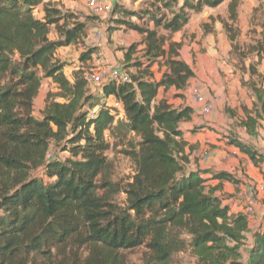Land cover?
Instances as JSON below:
<instances>
[{
	"label": "trees",
	"instance_id": "16d2710c",
	"mask_svg": "<svg viewBox=\"0 0 264 264\" xmlns=\"http://www.w3.org/2000/svg\"><path fill=\"white\" fill-rule=\"evenodd\" d=\"M223 1L181 0L169 20H152L155 28L174 33L187 21L186 9L200 12ZM229 12L234 20V3ZM79 15L51 1L0 0V264H127L125 251L139 247L145 248L141 264H172L175 254L188 249L196 264H264V225L253 232L242 261L247 217L229 213V195L216 194L219 185L208 182L240 180L226 171L205 177L207 170H191L192 149L185 152L179 124L192 119V106L158 99L161 88L179 96L194 76L180 57L181 42L129 23L141 37L121 49L119 65L129 80L94 85L95 92L81 63L69 79L68 62L56 53L73 44L83 47L80 62L99 53L101 47L89 46L88 37L101 25L90 28ZM137 47L142 59L132 58ZM154 64L165 67L160 79ZM43 78L58 90L47 93L42 116L36 117L34 99ZM251 88L264 100L262 90ZM110 98L121 102V118ZM255 122L248 117L249 131ZM106 132L138 138L129 143L135 166L130 180L112 179ZM61 143L69 155L60 159L52 145ZM228 143L254 165L263 163L264 155L251 144L238 137ZM39 170L47 180L33 175ZM121 193L123 202L117 200Z\"/></svg>",
	"mask_w": 264,
	"mask_h": 264
},
{
	"label": "rangeland",
	"instance_id": "374dc122",
	"mask_svg": "<svg viewBox=\"0 0 264 264\" xmlns=\"http://www.w3.org/2000/svg\"><path fill=\"white\" fill-rule=\"evenodd\" d=\"M74 1L77 5L82 6V0ZM115 1L121 7H118V11H115L117 8L113 7V12L108 17H105L103 22L91 16L88 11L79 15L80 20L88 21L90 28L94 27L95 23L101 25L102 43L105 45L111 44L108 56L110 59L95 54L91 60L80 62L78 58L80 53L78 52L77 55L75 54L76 56H69L68 60L72 64L70 66L81 63V66L84 67V72L93 69L94 65H104L106 61L113 62L117 66L121 64L119 51L123 48V45L128 43L117 44L111 41V32L118 29L117 35L120 36L117 39L124 40V37H128L129 32L127 29L130 28L127 27L129 23L156 29L159 34L164 35L168 39V42L169 39L181 42L179 48L180 57L194 71V76L189 80L187 87L179 96L173 88L167 90L161 88L158 93V99L172 100V105L175 107L182 105L193 107L190 90L192 87H200L206 99L211 102L213 110L209 116H204L205 119H199L204 123L212 120L210 124L213 128L200 124L194 127V131L200 130L201 127H207L208 130L218 134L221 139L224 137L228 139L238 137L253 146H260L264 149V100L258 98L251 88V84H255L257 89L259 88L264 92V72L262 70V67H264V0H224L217 7H204L200 12L186 9L187 21L179 31L174 33L164 29L162 26L155 28L152 16L160 17L162 22L169 20L173 13L180 8L181 0L177 3H167L168 5L165 2H154L153 0ZM229 3L235 4L236 16L234 20L231 19ZM125 10L131 11L132 14L127 15L124 12ZM117 21L123 22V24L117 26L119 24ZM105 23H110V28H107ZM231 36L234 37L232 41L230 40ZM140 39L141 37L138 40L140 41ZM124 41L127 40L125 39ZM165 48H168V44L165 45ZM141 49L137 47L132 57L133 59H142ZM100 59H103V61ZM68 70L69 68L67 67ZM151 70L155 78L160 79L165 67L160 68L158 64H154ZM131 71H135V69L131 68ZM87 82L93 91H98L97 87H95L96 85L94 86L89 81ZM57 90V85L50 78L41 80L33 105L36 117L42 116L41 111L45 107L47 93H54ZM242 91H245V93L242 94ZM59 101L62 100L59 99ZM119 114L116 112L117 118L122 117ZM198 116L201 115L198 114ZM248 117L256 119L252 131H249L245 126ZM125 135L121 136L119 133V138H114L109 132H106V137L111 145L106 152L111 164V177L113 180L121 182L130 180L134 173V162L128 154L130 151L129 143L130 141L138 140L133 133L128 132ZM61 148L62 143L56 146L52 145V151L60 159L69 155L67 151H62ZM203 148H206L203 149V152H205L204 154L207 158L212 149L216 148V145L212 146V144L206 143ZM255 170L253 168V171ZM33 175L47 180L41 170L34 171ZM261 182V186L264 187V180L261 179ZM256 185L257 181H254V185L250 184V187L255 190L258 199V208L253 216L256 214L262 219L264 216V193L260 194L257 192ZM233 191H236V189ZM124 199L125 194L121 193L118 195L117 200L119 202H123ZM260 207H262V210ZM144 251V247L125 251L127 264H141ZM172 264H196V257L189 249L181 251L174 255Z\"/></svg>",
	"mask_w": 264,
	"mask_h": 264
},
{
	"label": "crops",
	"instance_id": "0c3cea01",
	"mask_svg": "<svg viewBox=\"0 0 264 264\" xmlns=\"http://www.w3.org/2000/svg\"><path fill=\"white\" fill-rule=\"evenodd\" d=\"M45 1L54 2L56 3L58 7H61L63 9H68L70 11H74L77 14H79L80 12H81L80 14H85L86 13L85 11H87L86 7H84L85 0H82V6L77 5V3L74 0H45ZM111 2L112 4L116 3L115 0H111ZM38 9H37V12H38V15H40L41 5L38 7ZM127 31L129 32L128 37H124V40L126 39L127 41H124L123 39L122 40L117 39L120 36V35H117L118 29H115L113 32H111L112 33L110 37L111 41L117 44H122V42L123 43L125 42V43H128L127 45H129V43L134 42L140 38V35L136 31L130 30V29ZM50 37L52 39H55L56 38L55 32L52 31L50 34ZM110 45H105L102 43L98 56L102 55L104 58L110 59L108 57L110 53V49H109ZM127 45H123L122 47L127 46ZM82 48L83 47L81 46V44H73V45H69L66 47H61L57 50V56L62 61L68 62L67 65H65L64 67V73L69 79H71L72 77V72L78 69L79 63H76L74 66H70L72 64H71V61L68 60V58H70L69 57L70 55L72 57L75 54L77 55V53L80 52ZM180 55H181V52H180ZM119 58L120 59L122 58L121 50L119 51ZM100 60L103 61V59H100ZM105 64H110L112 66H115V63L109 62V61H106ZM67 67L69 68L68 71H67ZM117 67L120 68V65H117ZM262 70L264 72V67H262ZM244 93L245 91H242V94ZM171 101L172 100H170V102ZM119 113H120L119 115L121 116L124 115L123 110ZM198 114L199 113H197L193 109L192 119L190 121L182 122L179 124V128L183 133V138L187 143L185 147V152H189L190 149H192V152L189 155L188 167L191 170H198V169L207 170V173L204 174L205 177L210 176V173H208V171L210 172L226 171L234 175V177L238 178L240 180L238 184L231 183L229 181H222L219 184V181L217 179L210 180L208 182L212 185H219V189L216 190V194L229 195V197L224 200V203L229 204V213L231 214L243 213L244 214L243 199L238 197V194L242 193L245 189H251L255 192V190L252 187H250V184L254 185V181H257L256 191L259 192L260 194L264 193V189L261 188V184H262L261 179L264 180V161L260 165V167L254 165L252 161L245 154L241 153L236 147L228 143L227 137H224L221 139V137L218 134L214 133L213 131L208 130L207 127H201L200 130L194 131V127L200 124L205 125V126H211L213 128V126L210 124L212 123V120H209V122L206 121L204 123L202 120L199 119V118L205 119L204 116L203 117L202 115L198 116ZM244 142L249 143L247 141H244ZM206 143H210L212 144V146L216 145V148L212 149L211 153L205 160H200V158H197L196 156L193 155V151L202 153L203 149H206V148H203L205 147ZM253 147L264 155V149H262L260 146H253ZM253 168L256 170L253 171ZM234 189H236V191H233ZM261 208L262 207H260V209ZM261 214H262V211H261ZM246 217L248 221L249 232L246 233V240H245L246 244L245 246L242 247V251H241L242 261H244L247 258L246 249L252 243L253 232L256 229H258L260 226L264 225L261 217L256 214L254 216L247 215Z\"/></svg>",
	"mask_w": 264,
	"mask_h": 264
},
{
	"label": "built area",
	"instance_id": "2783aa9c",
	"mask_svg": "<svg viewBox=\"0 0 264 264\" xmlns=\"http://www.w3.org/2000/svg\"><path fill=\"white\" fill-rule=\"evenodd\" d=\"M86 10L90 15L96 16L103 20L110 15L113 4L111 0H85ZM89 46L101 47L102 33L101 28H96L91 36L88 38ZM95 67L85 73L87 81L93 85H101L108 81H114L115 83H121L129 80V75L121 70L117 66L110 64L94 65ZM190 98L194 104L193 109L202 116H209L212 113V104L206 99L204 93L200 87H192L190 90ZM110 103L113 108L119 113L122 111V104L120 101L110 98ZM205 152L198 153L193 151V155L200 160H205ZM264 189L263 186H261ZM238 197L243 199L244 214L253 215L258 207V199L255 192L251 189H245L242 193L238 194ZM264 223V216L262 217ZM246 259L244 260V262Z\"/></svg>",
	"mask_w": 264,
	"mask_h": 264
}]
</instances>
